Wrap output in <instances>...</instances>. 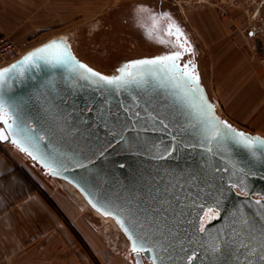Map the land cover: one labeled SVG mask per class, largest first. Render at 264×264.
<instances>
[{"label": "water", "instance_id": "water-1", "mask_svg": "<svg viewBox=\"0 0 264 264\" xmlns=\"http://www.w3.org/2000/svg\"><path fill=\"white\" fill-rule=\"evenodd\" d=\"M178 29L181 51L128 60L110 75L80 60L63 37L0 68L18 66L0 94L34 130L35 146L24 145L29 155L11 137L0 142L17 149L45 177L73 185L94 210L114 219L133 264H264V145L259 143L264 136L219 114L202 84L193 47ZM176 53L180 59L171 72L129 68L137 82L125 77L129 82L119 86L78 68L83 64L115 79L127 65ZM186 65L199 76L198 93L172 78ZM224 123L257 143L251 149L239 144ZM213 124L221 133L214 140ZM0 132L7 134L2 123ZM209 208L214 215L203 221ZM134 240L143 250L133 252Z\"/></svg>", "mask_w": 264, "mask_h": 264}, {"label": "rangeland", "instance_id": "rangeland-1", "mask_svg": "<svg viewBox=\"0 0 264 264\" xmlns=\"http://www.w3.org/2000/svg\"><path fill=\"white\" fill-rule=\"evenodd\" d=\"M6 1L7 5L0 7V37L16 43L25 41L26 51L63 37L80 60L107 75L116 73L128 60L168 50V46L145 38L138 21L142 11L166 12L188 34L202 84L219 114L246 132L264 136V99L258 109L252 110L260 103L258 99L264 98V0ZM225 45L227 48L220 53ZM242 75L259 79L254 91L256 100L244 111L230 92L231 83L234 87ZM39 179L41 193L47 198V193H53L68 206L87 233L100 238L103 253L114 247L131 263L128 241L115 223L96 215L67 182L41 175Z\"/></svg>", "mask_w": 264, "mask_h": 264}, {"label": "crops", "instance_id": "crops-1", "mask_svg": "<svg viewBox=\"0 0 264 264\" xmlns=\"http://www.w3.org/2000/svg\"><path fill=\"white\" fill-rule=\"evenodd\" d=\"M6 3L0 0V7ZM257 80L243 76L234 87L231 83L232 98L243 111L256 100ZM38 171L17 149L0 142V264H131L114 247L103 253L100 238L90 236L77 215L46 192L51 205L40 191Z\"/></svg>", "mask_w": 264, "mask_h": 264}, {"label": "snow or ice", "instance_id": "snow-or-ice-1", "mask_svg": "<svg viewBox=\"0 0 264 264\" xmlns=\"http://www.w3.org/2000/svg\"><path fill=\"white\" fill-rule=\"evenodd\" d=\"M177 33H179V29L176 30ZM169 34H171V29L169 30ZM44 50H39L36 53H33L32 55L28 56L24 64L32 63L34 57L40 58V54ZM180 59V54L176 53L170 56L153 59V60H142L135 62L134 64H130L125 66V69L122 70V75L120 77H117L115 79L103 76L99 73L94 72L92 69L87 68L83 64H79L78 68L83 69L84 72L88 74L90 77H95L98 81H102L104 84L107 85H121L128 83L129 81L125 79V77L131 78V82H137L136 76L128 71L129 68H144L149 67L153 70H166L168 72H171L172 68H176L177 65L175 61ZM18 66L13 65L11 69H5L3 71H0V86H2L5 78L7 77L8 73L13 70H17ZM82 78L84 77L83 74H81ZM174 80H178L181 85H183L185 88H187L189 91L193 93H198V85H199V76L195 74V70L193 68L192 71L188 70V66L186 65L181 73H176L172 77ZM179 87V85H178ZM187 95V92L185 93ZM199 99L201 101H204L203 95L199 96ZM203 108H206L208 112H211L212 109L210 106L207 105V102L204 101V104L202 105ZM16 117L15 119L13 117ZM213 121L215 120V117L211 118ZM11 121V123H9ZM19 121V123L17 122ZM0 123L4 124L7 129V134L5 132H0V140H7L11 137V142L20 148L21 151L28 152L29 155H32V152L29 151L27 147H25V144H32L35 146V141L32 136V132L34 130L29 129L26 127V121L17 114L16 112V105L11 104L7 102L3 95L0 94ZM22 125H25L22 127ZM223 127L228 129L230 132L234 133V136L237 140V142L241 145H243L246 148L251 149L252 146L257 143V140L249 139L244 133L236 132L235 129H231L229 125L226 123L223 124ZM23 134V135H21ZM220 126L218 124H213L212 127V134L210 139H216L220 135ZM226 135V134H225ZM42 139V137H40ZM258 139V138H257ZM260 144L264 145V141H259ZM210 150V149H209ZM35 159L36 157L33 156ZM209 212H214V209L209 208ZM131 240L132 237H129ZM143 250V245H138L137 242L133 241V252L137 253L138 251ZM137 264H139V261H137Z\"/></svg>", "mask_w": 264, "mask_h": 264}, {"label": "flooded vegetation", "instance_id": "flooded-vegetation-1", "mask_svg": "<svg viewBox=\"0 0 264 264\" xmlns=\"http://www.w3.org/2000/svg\"><path fill=\"white\" fill-rule=\"evenodd\" d=\"M138 21L141 24L142 27L141 29L143 31V35L145 36V38H147L148 40H152L159 45L169 47L168 50L163 53H169L172 51H181L178 42L179 39L175 36V31L178 28H182L183 30L184 28L176 20H174L169 14L161 11L158 13L148 14L147 11H142V13L139 15ZM169 28L171 29V34H168V31L170 30ZM187 38L193 47V44L188 35ZM193 52H194V47H193ZM193 56L195 58V53L193 54ZM186 59L187 57H184L183 61ZM48 179H53V178H48ZM213 215L214 212L207 213L203 221H206V219L209 217L212 218Z\"/></svg>", "mask_w": 264, "mask_h": 264}, {"label": "built area", "instance_id": "built-area-1", "mask_svg": "<svg viewBox=\"0 0 264 264\" xmlns=\"http://www.w3.org/2000/svg\"><path fill=\"white\" fill-rule=\"evenodd\" d=\"M26 44L25 41L16 43L5 36L0 37V66L18 59L26 52Z\"/></svg>", "mask_w": 264, "mask_h": 264}, {"label": "bare ground", "instance_id": "bare-ground-1", "mask_svg": "<svg viewBox=\"0 0 264 264\" xmlns=\"http://www.w3.org/2000/svg\"><path fill=\"white\" fill-rule=\"evenodd\" d=\"M207 14H208V13H207ZM203 16H204V14H203ZM209 17H210V16H209ZM211 21H212V20H211ZM206 22H207V20H206ZM208 23H209V22H208ZM208 23H207V24H208ZM212 23H213V22H212ZM213 24H214V23H213ZM214 27H215V24H214ZM219 27H220V26H219ZM215 29H216V28H215ZM210 30H211V29H210ZM216 31H217V30H216ZM212 32H213V31H212ZM217 33H218V32H217ZM186 34H187V33H186ZM187 35H188V34H187ZM216 36H217V34H216ZM219 37H220V36H219ZM214 38H215V37H214ZM216 38H218V37H216ZM222 40H223V39H222ZM217 42H218V40H217ZM217 42H214V43H217ZM222 42H223V41H222ZM217 44H218V43H217ZM220 44H221V43H219L218 45H220ZM227 45H228V44H227ZM227 45H225L224 47L221 48L222 51H221L220 53L224 52V50L227 48ZM228 46H229V45H228ZM28 51H29V50H28ZM229 51H231V50H229ZM229 51H228V52H229ZM26 52H27V51H26ZM26 52H25V53H26ZM228 52H227V53H228ZM25 53H23V54H25ZM227 53H226L227 56H229V55L231 54V53H229V54H227ZM23 54H22V55H23ZM22 55H21V56H22ZM224 57H225V56H223V59H225ZM232 58H234V57H230V59H232ZM221 60H222V59H221ZM14 61H15V60H14ZM229 61H230V60H228V62H229ZM12 62H13V61H12ZM12 62H9V63H6L5 65L0 66V68L9 65V64L12 63ZM228 62H227V63H228ZM225 64H226V63H225ZM236 66H237V65H236ZM236 66H235V67H236ZM237 71H238V70H237ZM243 74H244V73H243ZM242 76H243V75H242ZM242 79H243V77H241L239 80L241 81ZM239 80H238V81H239ZM236 125H237V124H236ZM247 131H248V130H247ZM62 181H64V180H62ZM65 182H66V181H65ZM67 183H68V182H67ZM68 185L71 187L72 190H74L79 196H81V197L84 199V201L86 202V204H87L89 207H91V206L88 204V202L85 200V198L83 197V195H82V194H81V193H80V192H79V191H78L73 185H71L70 183H68ZM91 208H92V207H91ZM92 210L95 212L96 215H99V216L101 215L99 212H97V211L94 210L93 208H92ZM103 217H104V216H103ZM105 218H106L107 220H110V221H112L113 223H115L114 219H112L111 217H105ZM110 221H109V222H110ZM115 225L118 227V225H117L116 223H115ZM118 228H119V227H118ZM119 230H120V228H119ZM120 231H121V230H120ZM121 232H122V231H121ZM122 233H123V232H122ZM123 235H124V234H123ZM124 236H125V235H124ZM126 239H127V238H126ZM127 241H128V240H127ZM128 249H129V242H128Z\"/></svg>", "mask_w": 264, "mask_h": 264}, {"label": "trees", "instance_id": "trees-1", "mask_svg": "<svg viewBox=\"0 0 264 264\" xmlns=\"http://www.w3.org/2000/svg\"><path fill=\"white\" fill-rule=\"evenodd\" d=\"M45 198H46V200L52 205V203L50 202V200H49L47 197H45ZM73 232H75V231H73ZM75 235H76L78 241L81 243V245H82L83 247H85V244L82 242V240L80 239V237H79L76 233H75Z\"/></svg>", "mask_w": 264, "mask_h": 264}]
</instances>
